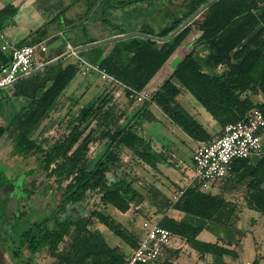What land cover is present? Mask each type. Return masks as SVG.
<instances>
[{"label": "trees", "instance_id": "obj_1", "mask_svg": "<svg viewBox=\"0 0 264 264\" xmlns=\"http://www.w3.org/2000/svg\"><path fill=\"white\" fill-rule=\"evenodd\" d=\"M209 1L82 0L85 4V19L92 22L102 20L114 28L106 38L130 31L142 33L78 51L86 57L87 62L97 64L116 83L122 85L125 95H132L130 101H136L137 95L182 45L193 25L198 31L195 42L206 47V52L199 59L196 49L189 48L163 81L149 91L150 96L140 101L133 116L124 123L116 117L113 105L106 104L109 98H103L80 109L69 122L70 131L48 145L31 138L29 132L74 77L77 63L62 65L63 60H58L52 65L53 68L48 66L52 70L41 82H34L33 87L29 86L28 89L21 82L15 89L14 94L27 97L28 102L21 111L12 113L6 124L0 125V140L5 136L11 141V155L24 158L35 156L39 160L42 172L53 177L60 190L58 209L64 212L62 218L54 217L51 224H47L51 219L45 217L20 233L31 253L46 252L51 257L59 256L60 264H127L129 253L109 245L99 231L89 226L92 219H96L115 233L123 234L120 225L105 211V207L111 206L125 212L130 203L139 205L145 199L115 169L121 167L120 153L126 149L141 162L154 168L162 160V153L155 150L151 141L144 138L139 130L143 119L154 120L150 104L156 105L174 125L199 142L210 140L214 135L177 100L182 91L189 92L216 120L220 128L218 134L226 124L243 118L253 108H258L264 116V1L214 0L170 38L160 39L169 35ZM1 2L0 30L12 23V17L17 11L11 2ZM151 7L153 25L144 24L140 28L131 29L123 24H113L110 20V17L116 16L114 12L117 10L139 13ZM67 9L68 6L61 8L52 19H59ZM73 22L74 18L65 17L63 24ZM29 35L15 44L35 43L41 39H31ZM99 40L95 37L84 38L72 41V46L75 48ZM9 60L10 52L0 47V66ZM37 75L36 72L29 79H35ZM3 106L0 97V111ZM96 111L94 126L79 141L80 129ZM96 132L100 133L103 143L96 150V159L90 168L86 160L88 142ZM77 141L76 147L71 149ZM59 157L63 160H58ZM2 181L0 178V184ZM241 184L245 186L244 200L248 208L264 215V155L238 159L231 173L216 179L211 187L224 186L223 189L230 191ZM95 189L101 194V206L98 205L86 216L67 210V205L82 204L87 198V192ZM150 195L156 212L161 213L158 224L169 229L173 236L182 238L200 258L208 254L212 263L226 264L225 256L231 259L240 256L237 246L241 242L235 238L232 229L236 223L237 204L225 192L203 189L201 183L193 181L183 188L175 200L155 186L151 188ZM174 212H180L182 216L175 217ZM72 229L76 235L71 250L60 253L59 245ZM203 230L214 233L216 239H199L198 235ZM141 231L140 236L132 235L135 242L133 247L143 236ZM260 258H253L248 264H260Z\"/></svg>", "mask_w": 264, "mask_h": 264}, {"label": "rangeland", "instance_id": "obj_2", "mask_svg": "<svg viewBox=\"0 0 264 264\" xmlns=\"http://www.w3.org/2000/svg\"><path fill=\"white\" fill-rule=\"evenodd\" d=\"M42 5L43 3L39 4V2L35 4L33 7L35 13L29 15L30 18L26 22L25 26L21 28L19 35L24 36L25 34H28L30 30L35 28V26L38 24L37 22L39 18L42 20H44V18L48 20L56 13L45 11L42 8ZM152 8L153 7L146 8L144 11L139 13H124L121 10H117L118 12L115 14L116 16L112 17L113 19L110 17V20L113 24H123L124 26L131 29L140 28L144 24L153 25L152 16H150L151 11L153 10ZM84 10L85 4L82 3L80 11L77 14H74V19L77 22L80 21L78 22L79 24L77 27L79 28L81 37H95L103 40L114 31V28H111L102 20L96 21L98 24H94V22L91 20L85 19L86 17H84L83 14L85 12ZM36 15L39 18H37ZM65 17L68 18V15L65 14L61 16V23L64 22ZM54 26L57 28L59 25L56 26V24H54L53 27ZM71 33L72 32H70V29L65 28L63 33L64 35L59 37L63 41L64 45L67 41V37H69L70 40L73 39ZM197 34L198 31L195 25H193L191 33L177 49L178 53L169 59V61L164 66L165 68H162L159 73H162L164 69H166V66H168V63L171 64L175 58L178 61L180 59V55H183L191 47H194L198 52V59L206 52L205 45L195 42ZM11 37L13 38V36ZM37 38H39V36ZM55 44L56 43L53 39L48 40V51H51L55 47ZM64 60L68 62L73 61V57L68 54ZM83 71L96 72L97 76L101 78V83L95 86L94 84L89 83L88 87L86 86V88H82L84 89V95L81 100L72 101L71 99H68L67 101L70 102L69 104L66 103L59 111L50 114V117H54V120H48L46 118L38 126L32 127L29 132L31 138H35L38 141H44L48 145H52L58 138H60L62 134H67L70 131L71 124L69 122L73 119V117H75L80 109L89 106L92 103H97L103 98H109V102L106 104L113 105L112 109L115 111L116 117H118V119H120L119 121L122 123L126 122V118L124 117L126 110H137L141 102L135 100L130 101L129 97L125 95L122 85L116 83L115 80H111L108 77H103L98 71L92 68H85ZM154 89L155 88H150L149 90L147 87L144 90L151 92ZM186 93L187 96L193 100L192 103L194 106H196V108L199 110V113L195 114L196 118L210 131H212L211 125H218L216 120L211 117V115L196 101V99L189 92L186 91ZM0 95H3L5 98H7L1 99L4 105H14L12 98H8V92L6 88L0 90ZM177 98L178 100L181 99V101L184 102V99L182 100L181 96H178ZM152 110L154 112L156 111L155 113L157 115L161 111L159 108H152ZM96 113L97 111L90 115V118L85 122V126L80 129L81 134L79 141L85 137L94 126L96 122V118L94 116ZM159 117L160 122L157 123V125L161 128H164V133H167V137H169L172 142L175 141L174 143H178L177 146L182 145V149L184 150L182 151L180 149L177 151L176 148L178 147L176 144H169V151L166 152L165 150L164 152V150L160 149L161 143L159 141L156 143L153 142V148L155 150L158 149L162 151L161 156L163 160L157 162V166L155 168L145 164L144 162H141L130 151L123 150L120 153L122 157L121 167L116 168L115 171L122 174V176H124L132 184L134 189L138 190L144 195L145 199L139 205L130 203V207L125 212H122L111 206L105 207V211L108 212L120 225V228L123 230V234L115 233L109 226L100 223L96 219H92V223L89 226L92 230L99 231L109 245L118 247L126 254L131 252L133 243H135L132 235L140 236L142 233V221L145 219L157 221L161 216V213L156 212L155 206L151 200V188L153 186L157 187L165 195L174 200L178 195V190L177 192L173 191L175 181H181L182 179L185 180L187 178L189 181L194 180L198 182L194 173V165L192 161L191 148L194 144V140L190 139L189 136H187V134L182 130H180L181 134H179L177 130L179 128L173 123L169 122L166 119L167 116H160L159 114ZM1 120L2 119H0V123H2ZM166 120L168 122H166ZM49 121L52 122L50 123ZM178 135H182L183 138L186 136L187 140L183 142L180 140ZM214 135H217V133ZM150 136L153 138L157 137L161 141L163 138L164 141H168L166 139L167 137H163V135H156L154 132H152ZM79 141H77L71 149L75 148ZM102 143V138L99 132H96L95 136L89 140V150L86 155V160L89 164L88 167L91 168L93 166L94 160L96 159L95 152L99 147H102ZM11 147V141L4 136L0 140V178L3 180L0 184V187L3 188L2 190H4L5 187L7 188L9 185H13V182L11 181L12 179L19 180L20 184L22 185L19 189L21 194L18 209H20L23 216L20 217L19 211L15 212V201H13L14 210L8 209L7 211H14L15 217H8L6 220V226L0 222V264H60L61 258L59 256L51 257L46 252H41L38 255L33 256L27 248L25 241L20 237V233L22 231L28 227L38 224L45 217H48L51 220L56 216L62 218V213L58 209V205L60 203V190L55 186L53 178L47 177L42 172L39 160L35 156L24 158L20 155H11ZM174 154L178 157H176ZM178 158L187 164V167H185L184 171L181 169L182 166L179 165L180 160H178ZM58 160H63V158L61 159L59 157ZM53 164L54 163L51 165L53 166ZM107 175L110 176V172H108ZM191 182L193 181H190V183ZM63 183H65V181ZM201 186L206 190L211 189L218 192H225L226 196L237 204V218L235 220L236 223L234 226L236 229L234 231L236 237L241 241V244L237 246V248L241 251V254L237 259H232L234 260L233 263L230 262L231 258L225 257L227 258L228 264H247V261H251L258 254H264V216H261L254 210L248 208L246 205L244 200L245 186L241 184L232 190L230 189V191L225 188L223 189L224 186L220 188L205 187L202 183ZM23 190L28 191V196L23 195ZM100 195L101 194L98 189L90 190L87 192V198L82 202V204H76L73 206L67 205V208L74 213H80L83 216H86L98 205L101 206ZM0 211L3 212V209L1 208ZM3 227L6 229H3ZM207 234L208 233L204 230L200 238L205 240L206 236H208ZM75 235L76 233L72 229L64 236L62 242L59 245L60 253L71 250ZM174 242H176V244H174L172 248L166 249L160 256L159 260L153 264H214L211 262L209 256L206 258V260L202 258L198 259V255H196V253L191 250L189 246H181V242L176 240ZM263 258L260 259L261 264H264Z\"/></svg>", "mask_w": 264, "mask_h": 264}, {"label": "crops", "instance_id": "obj_3", "mask_svg": "<svg viewBox=\"0 0 264 264\" xmlns=\"http://www.w3.org/2000/svg\"><path fill=\"white\" fill-rule=\"evenodd\" d=\"M73 1L74 0H69V1H64V0H2L1 4H5L7 2H11L15 7H17V11H16L15 15L12 17V19H13L12 23H9L4 29L0 30V45L3 43L4 40H8V41H10L12 43H16L20 39H22L25 36L29 35L31 31H33V33L30 34L31 36L29 35L30 38L31 39H34V38H37L38 36L41 37V39L39 41H42L45 44L46 49L43 50V51L42 50H37L36 57H35L36 60H35L34 67L28 73L23 74V75L17 77L10 85H8L6 87H3V88H6L7 89L8 98L9 99L12 98V100L14 101V105L13 106H9V105H4L3 104L4 106H3L2 110L0 111V119H2L1 120L2 123H0V125L6 124V121L10 117V115L13 112L16 113V112L21 111L22 108L28 102V98L27 97H25V96H23L21 94H19V95L14 94L15 89L20 86V83L21 82H24V86L27 87V89H28L29 86L32 88L34 82H41V80L44 79V77L46 75H48V73L52 70L48 66H51L53 68L52 65H55L58 60H63L62 65H66L67 63H70V62L77 63V66H78L77 72L74 75V77L70 80V82H69L70 85L68 84L60 92V94L58 95V97L55 100V102L53 103V105L44 114V116L41 117V119L39 120V122L35 126H38L39 124H41L46 118L48 120H54V117H50V114L59 111L61 109V107H63L66 103L69 104L70 102L67 101L68 99H71L72 101L81 100V98L84 95L83 94V90L84 89H82V88L83 87L86 88V86L88 87L89 86V83L94 84V86L101 83V78L99 76H97V73L96 72H91V71L90 72L89 71L84 72L83 71L85 69V66L82 64V60H85L86 57L84 55H81V54L78 53V51H79L78 50V47L79 46L78 47H75V48L72 46V41H80V40H83L84 39L83 37L80 36V31H79V28L77 27V25L79 24L78 22H80V21L77 22L74 19L73 24H67L66 25V24L61 23V20H62L61 17L59 19H52L53 16L55 14H57L61 10V8H64L65 6H68V9L65 10L64 15L66 14V15H68L69 18H74V14H76L77 12H79L80 9H81L82 1H80V0H77L75 2H73ZM37 2H39V4L40 3H43L42 8L45 11H50V13H55V12L56 13L50 19H48V20L45 19V18H44V20H42L41 18H39L36 15L37 18H39V20H38V22H37L38 24L35 26V28H33L32 30H30V32L28 34H25L24 36L19 35V33L21 31V28L24 27L25 24H26V22L29 20V18H30L29 15H32V13H35V11L33 10L34 9L33 7L35 6V4ZM64 2H65V4H64ZM117 12L118 11H115L114 13H117ZM95 23L98 24V22H94V24ZM54 24H56V26L57 25H59V26L57 28L55 26L53 27ZM38 27H40L39 30L34 31ZM65 28L66 29H70V32H72L71 34H72V38L73 39L70 40L69 37H67V39H66L67 41L65 42V45H64L63 41L59 37L62 36V35H64L63 33L65 31ZM55 29H57V30H55ZM75 33L77 34V37H76V34ZM11 36H13V38ZM50 39H53L56 44H55V47L51 51H48L47 41L50 40ZM86 48H88V47H86ZM83 49H85V48H83ZM176 53H178V50H175L173 52V54L170 56L169 59H171ZM68 54L73 57V61H69L68 62V61H65L64 60ZM182 56L183 55H180V58ZM48 58H51V59L50 60H47ZM169 59L162 65V67L153 76V78L150 80V82L147 84V86L145 88L148 87L149 90H150V88L151 89L156 88V86L159 85L163 81V79L169 74V72L173 69V67L180 60L179 59L177 61V59L175 58L174 61L175 62L177 61L176 63L174 61H172L171 64L168 63V66H166V69H164V71L162 73H159V71H161L162 68H165L164 66L169 61ZM36 72H37L38 75L35 77V79H29L30 76L33 75V74H35ZM111 80H113V79H111ZM3 88H0V90L3 89ZM178 96H181L182 100L184 99V102H183V101H181V99L178 100V98H177V100L180 102V104H182V106L190 114H192L193 116H195L196 113H199V110L192 103L193 100L190 99L187 96L186 91H182ZM0 97H1V99H3L4 96L3 95H0ZM4 99H7V98L4 97ZM255 100H258V99H255ZM155 106L156 105H154V104H150L149 105V108H150V110L152 111V113L154 115V120L149 121L147 119H143L141 121V125L139 127V130H140L141 134L144 136V138L149 139L151 141L152 146H153V142L156 143L157 141H159L161 143V145H160L161 148L160 149L161 150H164V152L166 150V152H167V151H169V148H170L169 147V144H176V143H174L175 141L172 142V140L169 139V137H167V133H164V128H161V127H159L157 125V123L160 122L159 114H160V116H165V117H166V115L163 112H161V111L157 115L155 113L156 111L154 112L152 110V108H158V107H155ZM134 112H135V110H133V109H128V111L127 110L125 111L124 117L126 118V121H128V119L131 116H133ZM166 119L169 122H171L168 117ZM167 120H166V122H168ZM49 122L51 123L52 121H49ZM211 126H212V128H211L212 131H210L206 126H204V127L211 134H213V135L216 134V133L218 134V132L220 130L219 125H213L212 124ZM177 130H178L179 134H181L180 133L181 132L180 131L181 129L179 128ZM152 132L156 133V135H163V137H167L166 139L168 141H164V138L163 139L161 138L162 139V141H161L157 137L156 138L151 137L150 134H152ZM178 136H179L180 140H182L183 142L187 140V137L186 136H184L185 138H183L182 135H178ZM189 138L192 139L191 137H189ZM199 143H201V142L194 140V144H193V146L191 148L192 153H193L194 149L196 148V146ZM177 144H176V146H177ZM177 147H178V148H176L177 151H179L180 149L182 151L184 150V149H182V145H178ZM156 150L158 152L162 153V151H160L158 149H156ZM176 157H178V156H176ZM178 160H180L179 165L182 166L181 169L184 171L185 170V167H187V164H185L183 162V160H181L180 158H178ZM161 161H163V160H161ZM190 181H194V180H190ZM190 181L187 178L185 180L182 179L181 181L180 180L175 181L174 182L173 191H176L177 192V190H178V193H180L181 191H183V188L190 183ZM173 215L175 217H181L182 216V213H180V212H174ZM261 216H264V215H261ZM232 229H233L235 238L236 239H239V238L236 237V234H235V231H234L236 228L233 227ZM203 231H201L199 233V235H198V238L199 239H201L200 237H201V234H202ZM205 232L208 233L207 234L208 236H206V238H205L206 241H214L216 239L214 233H212L211 231L205 230ZM175 240L181 242L180 243L181 246H185V245L188 246V244L182 238H180L178 236H174V238L172 239V242L168 246H166L164 248L163 252L166 249H168V248H172L174 246V244H176V242H174ZM202 240H204V239H202ZM191 250H193V249L191 248ZM240 254H241V251H240ZM196 255H198V254L196 253ZM208 256L209 255L206 254V255H204V257L202 259L206 260V258H208ZM258 256H260L261 258H263L264 257V254H258L256 257H258ZM225 257H228V256H225ZM228 258H230V257H228ZM198 259H200L199 256H198ZM224 260L228 264L227 258H224ZM230 262L233 263L234 260L230 259ZM248 262L249 261H247L246 263L248 264Z\"/></svg>", "mask_w": 264, "mask_h": 264}, {"label": "built area", "instance_id": "obj_4", "mask_svg": "<svg viewBox=\"0 0 264 264\" xmlns=\"http://www.w3.org/2000/svg\"><path fill=\"white\" fill-rule=\"evenodd\" d=\"M0 47L10 52V60L0 66V88L10 85L17 77L28 73L34 67L37 50L46 49L42 41L17 45L4 40ZM82 64L86 69L92 68L103 77L113 79L97 64L85 60H82ZM149 96V91L142 90L136 101H142ZM263 155L264 116L258 108H253L243 118L226 124L220 134L196 146L192 153L196 180L205 187H211L216 179L231 173L238 159H252ZM181 193L182 191L176 198ZM141 229L143 236L129 253L127 264L155 263L174 238L169 229L152 219L143 220Z\"/></svg>", "mask_w": 264, "mask_h": 264}, {"label": "flooded vegetation", "instance_id": "obj_5", "mask_svg": "<svg viewBox=\"0 0 264 264\" xmlns=\"http://www.w3.org/2000/svg\"><path fill=\"white\" fill-rule=\"evenodd\" d=\"M50 178H53V177H50ZM11 181L13 182V189H11V190L7 189V192H6L5 189L2 190L3 188L0 187V204H1L0 210H1V208L3 209V212L0 211V222H2L1 224H4L5 226L7 225L6 220L8 219V217H10V218L15 217V212L19 211L20 217L23 216L20 209H18L19 208V202H20L19 199H20V194H21L19 189H20V186L22 184H20L19 180H16V179H12ZM17 184H19V185H17ZM54 184H55V182H54ZM55 186H56V184H55ZM23 195L28 196V191L23 190ZM10 200L15 201V212L14 211H7V205H8V202ZM67 210L70 211L68 208H67ZM61 213H62V216L61 215L60 216L63 217L64 212H61ZM52 220H50L47 224H51ZM1 224H0V226H1ZM28 228H30V227H28ZM3 229H6V228L3 227ZM39 253H41V252H39ZM39 253H31V254L33 256H35V255H38Z\"/></svg>", "mask_w": 264, "mask_h": 264}, {"label": "water", "instance_id": "obj_6", "mask_svg": "<svg viewBox=\"0 0 264 264\" xmlns=\"http://www.w3.org/2000/svg\"><path fill=\"white\" fill-rule=\"evenodd\" d=\"M214 0H210L208 3H206L205 5H203L198 11H196L195 13H193L188 19H186L183 23H181L176 29H174L169 35H167L166 37H163V38H160L162 40H165V39H168L170 38L172 35H174L176 32H178L181 28H183L187 23H189L197 14L198 12L204 10L209 4H211ZM137 34H142L141 32H127L125 34H121V35H117L113 38H105L103 40H100V41H96V42H92V43H88V44H83L81 46L78 47V50L80 49H83V48H86V47H91V46H96V45H99V44H104V43H107L111 40H117V39H121V38H124L126 36H130V35H137ZM146 36H149V37H154V36H151V35H147L145 34ZM5 191L7 192V189L11 190L13 189V185H9V187H5L4 188ZM8 209H12L14 210V202L12 200H10L8 202V205H7V210Z\"/></svg>", "mask_w": 264, "mask_h": 264}]
</instances>
